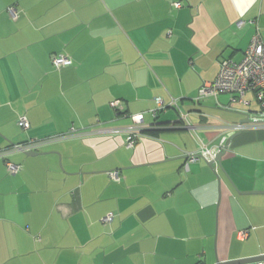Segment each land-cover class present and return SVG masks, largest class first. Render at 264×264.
Here are the masks:
<instances>
[{
  "label": "crops",
  "instance_id": "1",
  "mask_svg": "<svg viewBox=\"0 0 264 264\" xmlns=\"http://www.w3.org/2000/svg\"><path fill=\"white\" fill-rule=\"evenodd\" d=\"M257 31L264 40V0H0V150L76 131L35 157L0 156V264L264 256V127L233 133L218 173L204 160L185 168L188 154L261 110L252 94L249 104L229 94L196 101ZM56 54L71 65L56 70ZM157 98L179 106L154 114ZM135 114L144 124L131 148Z\"/></svg>",
  "mask_w": 264,
  "mask_h": 264
},
{
  "label": "built area",
  "instance_id": "2",
  "mask_svg": "<svg viewBox=\"0 0 264 264\" xmlns=\"http://www.w3.org/2000/svg\"><path fill=\"white\" fill-rule=\"evenodd\" d=\"M174 8L181 9L182 3H174ZM9 14L13 19L18 18V13L14 7L8 8ZM171 32H169L170 34ZM72 60L65 55L56 54L52 57V64L56 70H60L63 67L70 66ZM221 94L234 95L233 102L249 104L244 100L247 94H252L254 99L258 102L261 110L256 113L249 114V124H237L233 125L230 131L221 138L219 144L216 146L208 147L202 144L196 153L188 154L185 162V168L188 169L191 163L198 162L200 160L206 161L209 165L213 166L216 173L219 171V162L217 160L219 154L225 153L230 148V137L233 133L243 131L251 127H264V40L257 31L256 35L252 38L250 46L244 53V58L241 62L236 63L232 60H222L219 65V73L214 82L205 83L198 92L196 101L208 97H217ZM157 108L156 111L166 109L168 107L179 106L178 100L172 99L167 105L161 98L155 100ZM119 101H114L111 106L115 108ZM184 121H186L185 115H182ZM132 126L127 129L128 138L127 146L133 148L140 139L139 130L143 128L144 115L135 114L131 116ZM18 125L23 131L30 129V123L25 116L18 119ZM119 133L120 131H115ZM76 133L75 129H71L68 134L52 137L45 140H29L23 144H15L10 146L6 150H0V156L6 154V152H20L31 153L37 151L42 145L47 142L65 139ZM6 167L11 175H17L21 172L22 166L14 164L10 161H6ZM109 176L114 181H119L120 174L118 171L109 173ZM113 215L109 214L102 221L104 223H110L113 220ZM242 238L247 237L248 231H244L241 234ZM250 264H264V260L257 261Z\"/></svg>",
  "mask_w": 264,
  "mask_h": 264
},
{
  "label": "water",
  "instance_id": "3",
  "mask_svg": "<svg viewBox=\"0 0 264 264\" xmlns=\"http://www.w3.org/2000/svg\"><path fill=\"white\" fill-rule=\"evenodd\" d=\"M27 155L35 157V156H38L39 153L31 152V153H27ZM223 156H224V153L219 154V156L217 158L219 163H221ZM261 260H264V256L254 257V258H250V259H241V260H237V261H229L226 263H218V264H250V263H254L257 261H261Z\"/></svg>",
  "mask_w": 264,
  "mask_h": 264
},
{
  "label": "trees",
  "instance_id": "4",
  "mask_svg": "<svg viewBox=\"0 0 264 264\" xmlns=\"http://www.w3.org/2000/svg\"><path fill=\"white\" fill-rule=\"evenodd\" d=\"M21 144H23V143H21ZM10 146H12V145H10Z\"/></svg>",
  "mask_w": 264,
  "mask_h": 264
}]
</instances>
